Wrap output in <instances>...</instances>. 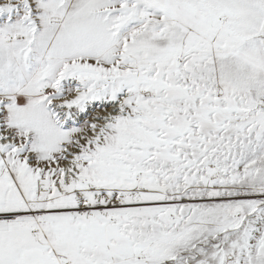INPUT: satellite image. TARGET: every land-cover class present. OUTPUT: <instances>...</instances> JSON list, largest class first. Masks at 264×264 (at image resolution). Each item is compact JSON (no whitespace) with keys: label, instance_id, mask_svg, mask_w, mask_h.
Returning <instances> with one entry per match:
<instances>
[{"label":"snow or ice","instance_id":"1","mask_svg":"<svg viewBox=\"0 0 264 264\" xmlns=\"http://www.w3.org/2000/svg\"><path fill=\"white\" fill-rule=\"evenodd\" d=\"M0 264H264V0H0Z\"/></svg>","mask_w":264,"mask_h":264}]
</instances>
